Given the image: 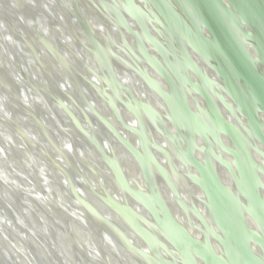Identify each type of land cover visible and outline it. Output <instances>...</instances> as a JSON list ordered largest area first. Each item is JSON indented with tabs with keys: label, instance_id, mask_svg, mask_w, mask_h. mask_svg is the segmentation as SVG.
Listing matches in <instances>:
<instances>
[{
	"label": "water",
	"instance_id": "obj_1",
	"mask_svg": "<svg viewBox=\"0 0 264 264\" xmlns=\"http://www.w3.org/2000/svg\"><path fill=\"white\" fill-rule=\"evenodd\" d=\"M27 1L29 13L23 0H0V87L9 90L0 91V219L10 225L0 227V264H56L59 243L61 264H264V0ZM132 133L141 140L143 155L131 150L150 199L127 182L125 161L113 152L130 148ZM175 180L189 192L200 188L206 200L192 192L189 209ZM121 185L124 199L115 203L110 193ZM165 188L193 231L206 236L205 247L174 221ZM59 191L76 216L42 203L49 195L64 207ZM70 226L87 233L95 256Z\"/></svg>",
	"mask_w": 264,
	"mask_h": 264
},
{
	"label": "bare ground",
	"instance_id": "obj_2",
	"mask_svg": "<svg viewBox=\"0 0 264 264\" xmlns=\"http://www.w3.org/2000/svg\"><path fill=\"white\" fill-rule=\"evenodd\" d=\"M74 1H76V0H74ZM79 1V0H78ZM23 2H24V5H23V8H24V11L25 12H30V9L32 10V8L31 7H33L32 6V4H30L27 0H23ZM52 3L54 2L53 0L51 1ZM69 4H70V2H69ZM70 6L72 7L73 5H71L70 4ZM77 8L79 9V10H81L80 8H79V6H77ZM87 9V8H86ZM228 9H230V10H232L233 9V6L231 5V4H229V6H228ZM24 12V13H25ZM28 12V13H29ZM1 14H3L2 12H0ZM159 13V12H158ZM158 15H160V17H161V19L163 18L162 16H161V14H158ZM164 24H166L165 22H164ZM251 34H253L252 32H250ZM252 55H253V57L257 60V62H260V60H259V58L257 57V54H256V51L255 50H252ZM74 64V63H73ZM87 77L91 80V82H94V83H97V80H96V78H95V76H93V75H90L89 76V74L87 75ZM6 88V89H5ZM3 87V86H1L0 87V91L2 92V93H6V90H8V87ZM8 92H9V90H8ZM16 93V92H15ZM17 94V93H16ZM7 96V95H6ZM136 97H137V99H140L139 97H138V95H136ZM11 100V99H10ZM12 101V100H11ZM5 107H6V109H7V105H4ZM150 108L152 109V110H154L156 113H157V115H159V116H162V115H164L163 114V111L158 107V106H156V105H154V106H150ZM10 113V112H9ZM6 114V113H5ZM18 117H20L19 115H18ZM125 117H126V124L129 126V127H131V128H136V121L137 120H135V118L133 117V116H131V114H129V113H126V115H125ZM5 118L7 119V120H9V118H11V117H8V116H6L5 115ZM228 118H230L229 116H228ZM0 126H1V124H0ZM168 129H169V131L171 132V134L173 135V136H175L176 137V132H175V128L173 127V125H171V124H168ZM123 136V135H122ZM162 137L161 136H159V135H157V137H156V143L159 145V146H162V147H165L164 146V144H163V142H162ZM126 142L128 143V145L130 146V148H128V149H126L125 151H123L120 147L121 146H118V145H116L117 147L114 149V151L113 152H115V156L117 155H119V156H121L123 159H124V161H125V166L127 167V172H126V178H127V182H129L130 184H133L134 185V187H135V189L136 190H138L139 191V193L140 194H142V195H144L145 197H148V199H150V192H149V190H148V188L146 187V184H145V178H144V175H143V168H142V166H141V164H140V162H139V160L137 159V157L134 155V153H133V151H135L137 154H142L143 155V153H142V151H141V140L139 139V137L135 134V133H132L131 135H129V137H127L126 138ZM11 143L12 144H14L15 146H16V144L17 145H19V146H21L20 145V143L18 142V140L14 137V138H12L11 137ZM38 146H40L38 143H36ZM9 147H4V149H5V151H9V150H11V149H13V147L11 146V145H8ZM23 149V148H22ZM133 151H132V150ZM62 150L65 152L66 150L64 149V148H62ZM185 152H187L188 150H187V148L185 147ZM51 153H50V152ZM48 153L49 154H51V157H54L55 159H59V157H58V155L55 153V151L53 150V148H50V150H48ZM34 157L33 156H31V157H29V160L27 159V162L28 163H30V165H31V163H33V164H35L36 162L34 161V159H33ZM159 158V162H161V164L164 166V167H166V162H165V158H163V157H158ZM201 159L202 158V156H200V157H198V159ZM199 159V160H200ZM202 160V159H201ZM115 161V160H114ZM202 162V161H201ZM27 163V164H28ZM263 168H264V164H262L261 165ZM112 172H111V175L112 176H114V178H117V176H116V174L115 173H113V170H111ZM113 173V174H112ZM88 177L89 176H91L90 178H92V180L94 179L95 181H96V176H95V174L94 173H92V172H90L89 174L87 173L86 174ZM4 176L7 178L8 176H6L5 174H4ZM34 179V178H33ZM37 179V178H36ZM36 179H34L35 181H36V183L37 184H43V182L41 183L39 180H36ZM226 179V178H225ZM10 180H8L7 182H9ZM175 186L177 187V189H178V191L182 194L181 195V197L183 198V201L186 203V206L189 208V209H192V205H193V203L195 202L194 200H195V198H194V195H193V193L195 194V196H199V198H201V199H203V200H206V196H205V193L200 189V188H196V189H194V191H188L184 186H183V182L180 180V181H178V180H175ZM179 183V184H178ZM120 184H121V182H120ZM226 184V183H225ZM122 186V188L121 187H119L118 186V188L116 187V188H114V190H113V192H111L110 193V195H111V198H112V200H113V202H115V203H117V202H121L122 201V199H124L123 197H124V194H123V192H124V190H125V186L124 185H121ZM226 187H227V189H228V191L230 192V194H232V195H234V196H236L235 198H237V200H238V197H237V191H236V189L233 187V185L230 183V184H226L225 185ZM24 187L26 188V190L24 191V192H27V191H29V192H32L33 191V189H31L32 187H30V186H28L27 184L26 185H24ZM46 192V191H45ZM193 192V193H192ZM167 193L169 194V197L170 198H172V200H173V197H172V195H171V192H170V189L169 188H165V190L163 189V190H161V194L163 195V200H164V205L167 207V209L170 211V213H171V215H172V217H173V219H174V221L177 223V225L180 227V228H182V229H184L186 232H188V234L189 235H191L193 238H196L197 239V241H198V243L199 244H201V245H203L204 246V244L206 243V239L207 238H205L206 236H203V235H201V234H197V231H193V229L191 228V226L188 224V221H187V218H186V216H185V214H183L182 213V210H180V208H178V206H177V204L174 202V201H171L170 199H168V197H167ZM58 196H59V200L61 201H63V204L65 205V206H67V207H61L58 203L56 204V202L54 201V199L51 197V196H49L48 195V197H45L44 199H45V201L43 202V200H42V203L43 204H45V205H48L49 206V204H52V203H54V205L52 204V207H54V208H56L57 210H61V208L63 209V211H60V213L62 214V217H64V215L65 216H67V217H69V218H72L74 215L76 216V212L74 211V210H72V209H70L73 205L69 202V203H67V201L65 200L64 201V195H62L61 193H60V191H59V193H58ZM39 201H40V199H39ZM52 202V203H51ZM91 202H93V206H96V208L99 210V212L105 217V218H107L108 220H110V221H113V222H115V223H117L120 227H122V229H124V230H126V232L129 234V235H133V237H135L134 239H135V242L138 244V246H140L144 251H149V248L151 249V247H149L148 246V244H146L145 242H143V240L141 239H138L135 235H136V233H135V231L133 230V228H131V227H129L128 225H123V223L121 222V220H120V218H119V216L118 215H115L112 211H110V210H104V208H102V207H100L99 205H101V203H100V201L98 200V199H92V201ZM38 203V202H37ZM47 207V206H46ZM52 207L50 206V210H53L52 209ZM68 207H70V208H68ZM73 208V207H72ZM201 212V214H202V216H204L205 215V212L202 210V211H200ZM86 216V215H85ZM65 218V217H64ZM207 222H210L209 220L207 221ZM147 223H149V221L147 222ZM246 223H247V226H248V229L252 232V233H254L255 234V236H257V237H260V230H259V228H258V225L256 224V222L254 221V220H251L250 218L249 219H247V221H246ZM4 225V226H3ZM9 224L8 223H4V222H2L1 221V219H0V227H1V229H5L4 227H7V228H9ZM71 228H73V229H71ZM212 229H213V231L215 232V233H217V234H219L220 235V231H219V227H217V226H215V225H212V227H211ZM69 230H70V232L72 233V234H74L75 236H76V238H77V242L80 244V245H82V246H85L87 249H89V250H91V252L93 253V255L95 256L96 255V253H95V251L90 247L91 245H90V243H89V238H88V236H87V233H81L80 232V230L78 229V228H76V227H71L70 226V228H69ZM41 232V234L45 237V239L47 238V232H46V230H41L40 231ZM203 232H206V230L205 231H203ZM69 232H66L65 233V235L66 236H68L69 237V234H68ZM99 237H105L106 235V233H105V231H103L102 229H100L99 230ZM135 233V234H134ZM200 233H202V232H200ZM65 235H63V233H62V235H60V238H61V236H62V238L64 239V237H66ZM199 235H200V238H199ZM64 236V237H63ZM211 236V235H210ZM59 245V246H58ZM57 245V247L59 248V254L57 253V255H55V256H57V263L56 264H61L60 262H62V260H61V255L63 254L62 253V249H61V245H60V243ZM167 245H168V247H170V249L172 248L173 250H175L174 249V247H173V245H171L170 243H167ZM7 246H5V248H6ZM205 247V246H204ZM254 248H255V246H253ZM7 249H8V247H7ZM256 249V248H255ZM26 250H24V252H25ZM213 251H214V253H215V255L217 256V258H219L222 262H227L228 263V260H227V258L225 257V254L222 252V251H220V248H218L216 245H214V248H213ZM255 252H257V251H255ZM256 254V256L257 257H259V255H260V253H255ZM131 255H129L128 257H129V259L131 260V259H133L132 258V256L130 257ZM260 258V257H259ZM262 258V257H261ZM100 259V263L101 264H118L119 262H118V260H112V261H108V262H105L102 258H99ZM263 259V258H262ZM59 260V261H58Z\"/></svg>",
	"mask_w": 264,
	"mask_h": 264
}]
</instances>
